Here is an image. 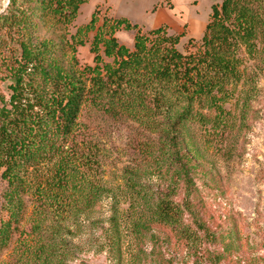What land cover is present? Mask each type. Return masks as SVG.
<instances>
[{"label": "trees", "instance_id": "16d2710c", "mask_svg": "<svg viewBox=\"0 0 264 264\" xmlns=\"http://www.w3.org/2000/svg\"><path fill=\"white\" fill-rule=\"evenodd\" d=\"M84 1L7 0L0 11V178L6 183L0 202V255L27 212L25 195L34 203L36 228L33 242L20 249L19 264H68L75 250L60 236L61 222L46 231L43 218L64 212L76 218L106 192L91 179L96 158L84 150L81 138L78 118L87 104L114 117L163 113L168 152L157 176L164 184L150 190L128 173L126 187L145 220L176 226L196 190L193 176L199 170L181 128L195 105L214 103L217 93L223 96L240 79V44L252 53L264 35V0L211 4L200 47L188 53L175 47L179 36L161 26L151 29L150 38L136 23L114 18L106 37L94 36L96 64L80 66L68 55V48H74L61 28L73 21ZM118 29L137 30L132 50L118 42L113 34ZM99 43L111 63L98 62ZM108 220L116 232V208Z\"/></svg>", "mask_w": 264, "mask_h": 264}, {"label": "rangeland", "instance_id": "374dc122", "mask_svg": "<svg viewBox=\"0 0 264 264\" xmlns=\"http://www.w3.org/2000/svg\"><path fill=\"white\" fill-rule=\"evenodd\" d=\"M172 1L175 7L171 0H85L73 21L61 28L74 48H68V55L80 66H94L95 34L106 37L112 20L120 17L136 23L150 38L151 29L161 26L179 36V51H197L211 4L222 0ZM6 2L0 0V11ZM92 15L94 22L86 28ZM136 31L118 29L113 34L132 50ZM255 42L252 53L240 44V79L229 84L223 96L217 93L214 103L195 105L181 128V139L199 170L193 176L196 190L176 226L145 220L126 187L128 173L150 190L163 186L157 176L165 169L168 152L163 113L123 112L114 117L88 104L81 109L84 150L96 158L91 179L106 192L76 218L66 212L43 218L46 231L61 222L60 236L75 250L68 264H264V35ZM96 50L100 65L112 62L102 43ZM5 185L0 178V202ZM25 201L27 212L2 250L0 264H19L20 249L36 237L34 203L30 195ZM113 208L116 232L108 220Z\"/></svg>", "mask_w": 264, "mask_h": 264}, {"label": "crops", "instance_id": "0c3cea01", "mask_svg": "<svg viewBox=\"0 0 264 264\" xmlns=\"http://www.w3.org/2000/svg\"><path fill=\"white\" fill-rule=\"evenodd\" d=\"M171 3H172V4H173V6L175 7V5H176V4H175V3H174L172 0H171ZM183 13H184V12H183ZM175 14H176V15H178V16L180 17L181 10H179V9H178V10H177V12H175ZM183 15H184V18H187V17L185 16V14H183ZM184 22H186V23H187V22H188V20H184Z\"/></svg>", "mask_w": 264, "mask_h": 264}]
</instances>
